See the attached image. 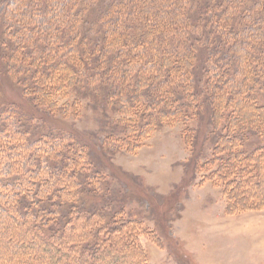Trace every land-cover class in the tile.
Wrapping results in <instances>:
<instances>
[{"label": "rangeland", "instance_id": "obj_1", "mask_svg": "<svg viewBox=\"0 0 264 264\" xmlns=\"http://www.w3.org/2000/svg\"><path fill=\"white\" fill-rule=\"evenodd\" d=\"M38 1L33 19L28 21L22 20L21 16H10L16 23L12 26V34L5 31L8 26H3L0 20V53L6 55L0 61V126L17 129L24 125L19 113L5 109L14 105L26 116L34 117L30 124L32 127L34 123L39 124L37 133L50 128L73 135L70 141H75L77 147L67 145L69 140L58 144L55 139L51 143L63 154L57 157L64 164L63 171L76 170L72 180L63 177L62 169L55 173L52 165L42 174L51 179L49 186L53 193L62 187L64 190L78 188L85 216H81L76 224L70 221L64 233L60 232L56 244L63 253L57 257H48L49 251L55 247L47 240L31 243V238L26 236V243L18 246L17 255L7 252L10 246L0 245V264H18L22 258L20 264H50V259L51 264H80L84 256L89 260L86 264H264V148L260 146L264 144V116L259 118L260 108L255 105L261 99L264 103L262 92L261 99L256 95L264 83V0H243V4L236 6L234 3L235 7L231 9L226 8V0H191L190 6L183 8V13L192 16L191 25L183 24L186 31L174 29L177 32L173 31L175 41L171 48L174 46L173 49L180 53L178 55L185 54L186 47L196 48L195 54H190L191 62L187 66L191 71L189 75L194 80L197 77L193 87L194 91L200 88V101L195 94L184 92L185 74L176 71L167 78L166 72L162 71L166 66L157 64L156 60L152 70L160 76L152 77L147 84L139 79L149 73L142 63L149 52L160 48L159 53L167 54L170 45L166 46V40L169 37L161 39L156 31L155 35L149 34L145 40L133 45L127 34L129 30L125 32L124 29L125 33H120L117 43L111 45L108 42L112 37L110 30L103 43L101 32L106 28L101 16L114 0H50L54 7L51 13L41 11L46 0ZM69 3H73L76 27L68 24L70 20L66 21L68 26L65 22L57 25V20L50 19V16L55 18L66 14ZM208 4L210 7L204 10L203 5ZM171 5L167 9L172 12ZM242 5L247 6L246 11ZM28 6L20 4L19 13ZM228 16L237 26L236 32H228ZM130 21L134 23L133 19ZM28 30L32 31L30 39L28 34L31 31ZM57 32L62 34L61 38L63 34L68 38L73 34L88 35L87 41L91 42L85 48L81 46L87 48V52L88 47H95L94 39H100V45L85 55L100 58L94 57L89 62L91 73L87 72L89 65L85 70L75 67L79 63L74 60L78 51L75 50L72 56L67 55L70 41H54L51 33ZM187 33L190 39L184 44L180 36ZM5 35L7 38L2 43ZM149 39H153V43ZM223 40L225 45L219 42ZM235 41L237 47L233 49L229 44ZM49 43L51 51L55 46L60 53L54 58L56 65L59 64V55L66 54L70 58L63 57L64 62L59 65L65 69L62 80L58 79V74L53 76L45 57H38V50ZM215 46H221L220 55L225 56L217 62L209 55ZM25 48H30L37 59L29 53L24 55ZM12 50L15 51L14 63L8 58L13 55ZM236 51L242 56L237 58ZM124 59L127 60L122 61ZM168 61L172 66L173 61ZM226 61L228 67L221 64ZM10 64L20 65L21 72H18V66L16 73L9 71ZM175 64L177 66V62ZM207 66L213 67L214 71L213 83L208 85L199 70L204 67L206 71ZM30 69L36 70L35 82L33 80L31 85L39 87L37 81L40 80L41 87H46L40 92L41 95L46 93L45 98L39 96V99L36 95L39 92L35 93L34 88L26 93L21 87L18 78L29 75ZM242 73L245 82L241 81ZM123 78L126 88L120 91L118 84ZM207 86L209 90L204 92L202 88ZM211 86L222 98L219 107L207 96L212 91ZM250 100L254 103L252 112L248 111V116L242 115L246 103L251 107ZM175 105L182 110L174 114L171 109ZM17 141L14 140V144ZM39 156L46 159L44 166L49 160H56L46 148L40 150ZM76 156L77 162L73 164ZM227 156H231V160H226ZM23 163L11 177L16 192L24 195L17 183L19 174L28 173V168L35 169L36 164L27 158ZM3 164L4 169L9 167V155ZM8 174L6 171L0 175L4 183L10 182ZM28 175L33 185L37 184L39 179ZM5 185L0 186V217L2 214L4 219L7 218L6 221L13 225L10 231L15 232L16 226L27 221L23 212L10 209L14 215H9L2 211V207L9 208L6 199L2 198L6 193ZM27 192L35 199L34 207L40 206L37 198L41 199V196L33 191V187ZM116 209L122 211L117 215L121 221L114 232L110 230L112 236H107V226L112 225L110 214ZM32 220L35 221L36 217L32 216ZM100 221L105 222L103 232L98 226ZM4 222H0V235L7 231ZM52 225V222L45 225V230H50ZM118 234L130 237V244L119 247L118 244L115 248L113 242L117 243ZM68 235L73 238L77 235L83 244L100 246V254L69 252L63 244ZM8 237L9 234L6 236L9 241ZM131 239L139 245L131 243ZM130 246L136 249L135 252H128Z\"/></svg>", "mask_w": 264, "mask_h": 264}, {"label": "trees", "instance_id": "obj_2", "mask_svg": "<svg viewBox=\"0 0 264 264\" xmlns=\"http://www.w3.org/2000/svg\"><path fill=\"white\" fill-rule=\"evenodd\" d=\"M75 1V0H73ZM226 6L227 9H231L234 8L235 5L234 3L237 5L239 4H243V0H226ZM46 2H48L46 4ZM46 2L44 3V6L42 8V12H46V11H50L54 9V7L52 6L53 4H51L52 1L50 0H46ZM161 2V3H160ZM165 3L167 6L164 7L162 5V3ZM39 1L38 0H0V21L1 24L3 26H8L5 31L9 32V33H13V27L16 23L14 21H12V19L10 18V16L13 17H20L22 18V20H31L33 19V11H35V9L38 6ZM163 3V4H164ZM191 0H114L113 2H110L109 6L105 9L103 15L101 16L102 21L104 22L106 31L105 32H101L103 34V43L104 40L108 39V31H112V37L108 40L109 44H115V42L117 43L118 38H120V33L123 31V33L128 31V37L131 38V44H138L139 41H143L146 39V36L150 34V36H152L153 34L155 35V32L158 31L157 33L160 34V38H170L169 40H166V46H169L167 48L166 51L167 54L164 55L162 53H159V49L155 48V51H153L152 53L149 52L148 55L144 58L143 66L144 68L149 70L148 74H144L142 75V79L144 80V84H147L149 82V80L152 79V77L158 78L160 76V73H158L157 71L153 72V68L156 66V62L157 64H160L161 66L163 65L164 67L166 66V70L165 68L162 69V71L166 72V76L167 78L170 77V75H174V73L176 71H181V74H185V81L182 82L183 86L182 88L189 93V95H193L195 94L197 96V101H200V95L198 94V91L200 88L197 87V91H194L193 84L194 81H197V77L192 78L191 75H189V66H187L188 62H191V56L190 54H193L195 52L196 48H191V46H189V48L186 47L185 54L178 55L180 53H177V50H174L173 47L171 48V45H174L173 42L175 41L174 38V29H177L178 31H186L183 28V24H187V25H191V21H192V16H188L187 14L183 13V8L190 6ZM218 3V2H217ZM18 4V5H17ZM29 5L28 9L21 11V14L19 13V5ZM51 4V5H49ZM70 4V6H69ZM67 6V9L64 13L63 16H59L56 15L54 16L55 18H53L52 16H50V19H56L57 21V25L61 26L62 22H65V24H67V20H70V22H68V24H71L72 26L76 27V16H74V14L72 13V6L73 3H69ZM160 4V5H159ZM169 4H172L171 6L173 7L172 12L169 11L170 9L168 7ZM16 6V7H13ZM245 6L244 9L246 11L247 6L246 5H242ZM204 10L207 9L208 7H210V5H203ZM190 12V10L188 11ZM55 12H53L52 14H54ZM7 20H5V19ZM129 18V19H128ZM131 19L134 20V23H132V21H130ZM232 18H230L228 16V20L226 21V26L229 27L228 32H236V25L235 23H231ZM34 23V21H32ZM178 23V25H177ZM67 24V26H68ZM180 24V25H179ZM233 24V25H232ZM20 27V26H19ZM24 30H27V26L23 25ZM59 27V26H58ZM57 27V29H58ZM131 28V30H130ZM69 29V28H68ZM126 31H125V30ZM188 29V28H187ZM31 31V30H28ZM125 31V32H124ZM156 33V34H157ZM51 38L54 41L57 42H66V41H70L69 45H68V50L69 52H67V55H74V51H78V55H74V60L77 63V61L79 63H77V65H75V67H77L78 69H86V67L88 66L87 72H92L90 68V64L89 62H91L94 59H100L98 56H90V55H86V53H91L92 49H96V46L100 45V39H94L95 43V47L93 48H89V51L87 52V48H85V45L91 41H87L88 39V35H84V37H82L81 34H73L70 38L67 37V35L63 34V38H61L62 34H59L58 32L55 33H51ZM177 34V42L178 44H180V39H178V33ZM189 33L187 34H183L180 36V38L182 39L181 41L185 42L188 44V41L190 39ZM60 36V38H59ZM32 37V31L30 32V34H28V38L30 39ZM149 37V36H148ZM6 35L3 39H6ZM92 38V37H91ZM89 40H92V39ZM64 39V40H63ZM173 39V40H172ZM1 40V39H0ZM149 41H151L153 43V39H149ZM221 44L223 43V45H225V40L219 41ZM53 45V41L51 42ZM51 43H49L48 45H44V48L38 50V57L40 59L45 57V61H46V65L50 66L52 68L53 71V76L54 74H58L60 77L58 79L62 80V76H63V72L65 71V69L60 68L61 64H63L62 62H64V59H70L69 57H66L67 55L64 54V56L59 55V64L56 65V59L54 62V58L56 56H58V54H60L59 52H57V50H55V46H53L52 51H51ZM213 43H215V41H213ZM212 43V44H213ZM219 43V44H220ZM241 43V42H240ZM177 44V45H178ZM84 46V48H82L81 46ZM231 45V48L236 49L237 47V41L233 42ZM48 46V47H47ZM153 46V45H152ZM216 48L214 49L213 47V52L210 55V58H212L215 62L221 60V58H224L225 56H221L220 51H221V46H215ZM178 48V47H177ZM32 49V48H31ZM80 49V50H79ZM26 51H23V54L26 55H32L34 56L35 60L37 59V55H33V51L30 50V48L26 49ZM13 51V55L11 54L8 58L12 59V62H16L15 61V57H14V50ZM80 51V52H79ZM214 51H216L214 53ZM144 51H141V53H143ZM29 53V54H28ZM214 53V54H213ZM195 54V53H194ZM206 54V53H205ZM176 57L173 58L171 57ZM229 56V55H228ZM236 56L237 58L241 57L240 54L236 51ZM236 56L234 55V57L236 58ZM6 55H4L2 52L0 53V61L5 58ZM50 57V59H49ZM64 57V59H63ZM95 57V58H94ZM182 57V58H180ZM233 57V56H231ZM94 58V59H93ZM182 59V60H178ZM236 58V59H237ZM176 59L178 61H176ZM50 60V62H49ZM127 59H124L122 61H125ZM156 60V62L154 61ZM168 60L173 61V65L171 66L170 64H168ZM119 61V60H118ZM119 61V62H122ZM117 63L118 66V62L115 61ZM177 62V66L176 63ZM66 63V62H65ZM64 63V64H65ZM227 63V64H226ZM222 62L221 64L224 67H228V61ZM202 65V64H201ZM204 65L206 66V64L204 63ZM203 65V66H204ZM19 67L18 72H21L20 70V65H16V64H10L9 65V71L14 70V73H16V67ZM199 67V66H198ZM15 68V69H14ZM36 68V67H34ZM54 69H58L59 72L58 73H54ZM60 68V69H59ZM23 69V68H22ZM3 70V69H2ZM74 70H76L74 68ZM105 70V69H104ZM201 70V74L205 77L203 79L204 83H206V85H208L209 83H213V67H209L207 66L206 71L203 69ZM227 70V68H226ZM7 71V72H9ZM31 73L29 75H22L20 76V78H18L21 87L23 88V90H25V92L27 93V91L32 88H34V92L37 93L36 95L38 96V98L40 99L39 96H42L43 98H45L47 95L46 93L41 95V91L43 90V88L46 87H41V84L39 83L40 80L37 81V84H39V87H34L32 84L33 82V78H34V74H36V70L32 71V69H30ZM147 73V72H146ZM205 73L207 75H205ZM22 74V73H21ZM25 74V73H24ZM116 74V73H115ZM70 77H72V73L69 74ZM72 75V76H71ZM148 75V76H146ZM26 76V77H25ZM43 77V76H42ZM224 77H226L224 75ZM242 80H244V82L246 81L245 79V75L242 73ZM44 78V77H43ZM73 78V77H72ZM227 79V77H226ZM59 80V81H60ZM165 80V79H164ZM64 81V80H63ZM35 82V80H34ZM132 82V81H131ZM130 83V81L128 82ZM162 83V82H161ZM113 86V83L111 84L110 87ZM119 86V90L123 91L125 87V81L124 78L121 79V83L118 84ZM252 86V85H251ZM42 88V89H41ZM192 88V89H190ZM214 87L211 86V93L209 95H207L209 97V99H211L213 101V103L215 105H217L218 107L223 103L222 98L215 93L216 91L213 89ZM111 89V88H110ZM109 89V90H110ZM231 89V88H229ZM202 90L205 92L206 90H209V86H207L206 88L203 87ZM44 91H46L44 89ZM170 92V90H168ZM24 92V94H25ZM41 92V93H40ZM262 92V94L264 95V83L262 84V90L261 91H257L256 95L259 99H261L260 93ZM217 95H215V94ZM170 94V93H169ZM225 95V94H224ZM171 96V95H170ZM247 96L246 95V101L247 102ZM169 98V97H168ZM196 101V99H195ZM196 101V102H197ZM250 106H247L248 104L246 103V107L243 109V114L242 115H247L248 111L252 112L251 108H254V103L252 100H250ZM257 107H259L260 109L258 110V114H259V118H262V116H264V103H262V99L261 101H259V103L255 104ZM12 109V111H16L17 113H19L20 116H22L23 119V124L21 128H17V129H11L8 127H4V126H0V175L4 172H8L10 175V179H9V183H4L3 180L0 177V186H2V184H6V193L2 194V198L6 199V202L9 206V208H3L2 207V211L6 214L9 215H14L13 212H11L12 209L14 210H18L20 212L24 213V219L25 221H27L25 224L23 225H18L15 228V232H11L10 229L13 227V225L9 222H7V218L4 219V217H0V222L3 223V220L5 221L4 224L7 225V231L5 230V232H3L2 235H0V245L4 244L6 246H10L9 249H7V252H9L12 256L13 255H17L18 252V246H23L24 243H26V236L31 238V243L36 241L37 243H41L43 242V240H47V243L50 246H54V250L53 251H49L48 253V257H57L58 255L63 253V250L60 249V247L56 244V240H58V236L60 235V232L64 233V228H66L68 226V223H70V221L75 222V224L80 221V217L81 216H85V209L82 208L83 206H81L80 202H81V198H80V192L79 189L76 187H70L68 190H64V187L62 188H58L55 193H53V191H50V181L51 179H48L46 176H44L42 174V172H46V169L49 167V165H52V168L54 170L55 173H58L60 169H62V172L64 173L63 177L66 179V177L69 178V180H72V177L75 173L76 170H72L70 173H67L65 171H63L64 169L62 168L64 166L62 160H57V157L59 158L62 154L61 151L59 150H55L54 147L52 146V140L57 139L58 140V144L59 142H61L63 144V142L66 140H69V142H66L67 145H72L77 147L78 144L75 143V141H70L73 135L68 134L66 131L64 130H56V129H50L48 128L46 130V132H42V133H37V129H38V125L37 123H34V126H36V128H34V126L32 127L30 124V120H32L31 118L34 117H30V116H26L25 113L21 110H19V108H17L16 106L12 105V106H7L5 109ZM179 110H182L180 108L179 105H175L174 107H172L171 111H173V113H177ZM214 111V108L212 109V112ZM2 113V111L0 110V114ZM16 113V114H17ZM214 113V112H213ZM254 113V112H253ZM248 116V115H247ZM29 122V124H28ZM69 136V137H66ZM68 138V139H67ZM14 140H18L17 143L14 144ZM73 140V139H72ZM224 141L226 140V138L223 139ZM13 142V143H12ZM73 142V143H72ZM220 146V145H219ZM261 147L264 148V144L260 145ZM46 148V151L48 153L51 154L52 158L55 157L56 160L53 162L52 161H48V164H45L44 166V159L43 157L39 156L40 154V150L42 151V149ZM9 152V153H8ZM230 152L232 153V150H230ZM53 153V154H52ZM9 155V167L6 169L3 168V162L5 160V158ZM28 159V161H33L34 164H36V168H28L30 170H28L27 172L30 173L32 176H36L39 181L37 182V184L33 185V180H31V177H29L28 173L26 174H19V183L22 191L24 192L23 194H19L18 192H16V187L15 186V181H13V178L11 177L12 174H14L15 172H18L21 167L23 161L25 159ZM226 160H231V156H227L225 158ZM48 160V158H47ZM73 164H75L77 162V156L76 158L73 157ZM53 163V164H51ZM9 170V171H8ZM49 170V169H48ZM13 176V175H12ZM59 177V176H58ZM63 178V179H64ZM82 177H79L78 179H81ZM15 179V178H14ZM57 180H60L57 178ZM77 181V178H76ZM36 186V187H35ZM31 187H33V191L37 192L38 195L41 196L40 198H37L39 201L40 206L34 207L35 203V199L33 196H29V193L27 192V190ZM35 187V189H34ZM15 188V189H14ZM18 190V189H17ZM34 193V192H33ZM32 193V194H33ZM45 196H50V197H46ZM51 199V200H48ZM71 200V201H70ZM78 206V208H77ZM11 209V210H10ZM67 210V213L64 214V211ZM97 211V210H96ZM99 211V210H98ZM121 210H115L114 212H112L110 214V223H112L111 226H107L109 227V230L107 231V236L109 234V236H112L110 233V230H112V232H114V228L116 226H118V224L120 223L121 220H119L117 218L118 214H121L122 211ZM63 215L61 217H59V215ZM32 216L36 217V220L33 221L32 220ZM77 216H79V219ZM100 217V219H103L102 216H98ZM117 218V219H116ZM3 219V220H1ZM13 219V218H12ZM119 220V221H118ZM50 222L53 223L52 227L50 230H45L46 228L44 227L47 224H50ZM103 223H105L104 221H100L99 225L100 226V231L103 232ZM44 231V232H43ZM12 233V234H11ZM16 233V234H14ZM9 234L8 239H10L9 241L6 240V236ZM68 233L66 232V235ZM82 233H80L79 235L81 236ZM124 236V237H123ZM82 237V236H81ZM117 238L115 239L117 243H115V241L113 242V246L118 245L121 246L122 244L125 243H129L130 244V237L126 238V234L122 235V234H118L116 236ZM104 237H102L103 240ZM110 238V237H109ZM98 239V238H97ZM12 240H14L15 242H12ZM104 240H106L104 238ZM134 245H139L137 243V241H135L134 239H131ZM100 239H99V243H100ZM63 244L66 246V250H68L69 252L72 251H79V254L81 253L82 255H84L85 253L88 252H96L98 254L100 249V246H94L92 244H83L80 241V238L76 235V238H73L71 235H68L67 238L64 240ZM112 244V243H111ZM57 245V246H56ZM99 245V244H98ZM20 248V247H19ZM115 248H117L115 246ZM99 249V250H98ZM135 248L132 246H130V248L128 249V252H135ZM51 252V253H50ZM13 253V254H12ZM30 255V254H29ZM28 255V256H29ZM34 255V254H33ZM32 255V256H33ZM10 256L11 258H14ZM36 256V255H35ZM34 258V256H33ZM82 263L80 264H86L89 263L88 259L84 256L82 257ZM23 258L21 259L22 262ZM20 261L18 262V264L21 263ZM50 264H51V259L49 260ZM141 262L144 263L143 257L141 259ZM71 264V263H70ZM72 264H77V263H72Z\"/></svg>", "mask_w": 264, "mask_h": 264}]
</instances>
